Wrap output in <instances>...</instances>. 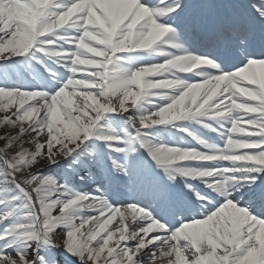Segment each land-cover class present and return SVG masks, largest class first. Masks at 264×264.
I'll return each instance as SVG.
<instances>
[{"label": "snow or ice", "instance_id": "6c2138e0", "mask_svg": "<svg viewBox=\"0 0 264 264\" xmlns=\"http://www.w3.org/2000/svg\"><path fill=\"white\" fill-rule=\"evenodd\" d=\"M229 2L0 0V264H264V0L207 47L192 11Z\"/></svg>", "mask_w": 264, "mask_h": 264}, {"label": "bare ground", "instance_id": "6f19581e", "mask_svg": "<svg viewBox=\"0 0 264 264\" xmlns=\"http://www.w3.org/2000/svg\"><path fill=\"white\" fill-rule=\"evenodd\" d=\"M3 131H6L5 129H2ZM2 130H0V131H2ZM11 134V133H10ZM66 161H63L61 164H64ZM61 164L60 165H57L55 168H49V166L47 165V163L45 162V163H41L39 166H42V167H46V168H44V172L45 173H48V175H52V176H57L56 174H55V171L56 170H59V168L61 167ZM66 164H67V162H66ZM82 173V172H81ZM67 178L69 179V181L71 182V184L76 188V190L77 191H80V192H84V191H91V189H93L95 186H97V184L98 183H94L93 185H91V186H89L88 185V187H82V185H77V183L75 182V175H69V176H67ZM117 222L116 221H114L113 222V225H110V228H112V229H114V227H115V224H116ZM151 235V234H150ZM59 237H57V242H59ZM60 261H61V257H60ZM154 264H168V261L167 260H163V259H161V260H158V261H155L154 262Z\"/></svg>", "mask_w": 264, "mask_h": 264}, {"label": "rangeland", "instance_id": "374dc122", "mask_svg": "<svg viewBox=\"0 0 264 264\" xmlns=\"http://www.w3.org/2000/svg\"><path fill=\"white\" fill-rule=\"evenodd\" d=\"M0 130H2V129H0ZM4 134H5V131H3V130L0 131V136H3ZM14 134H15L14 132L11 133V135H14ZM4 146H5L4 145V141L0 140V148L3 149ZM39 165L32 170L34 173H40L43 168H46L45 166L42 167V166H39ZM44 174H47V173H44Z\"/></svg>", "mask_w": 264, "mask_h": 264}]
</instances>
